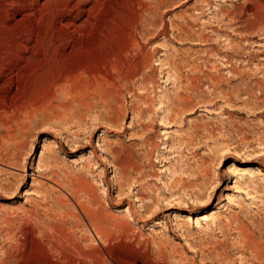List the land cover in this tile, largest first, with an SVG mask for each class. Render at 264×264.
I'll return each mask as SVG.
<instances>
[{
  "label": "rangeland",
  "instance_id": "374dc122",
  "mask_svg": "<svg viewBox=\"0 0 264 264\" xmlns=\"http://www.w3.org/2000/svg\"><path fill=\"white\" fill-rule=\"evenodd\" d=\"M126 1L0 75V264H264V0Z\"/></svg>",
  "mask_w": 264,
  "mask_h": 264
},
{
  "label": "bare ground",
  "instance_id": "6f19581e",
  "mask_svg": "<svg viewBox=\"0 0 264 264\" xmlns=\"http://www.w3.org/2000/svg\"><path fill=\"white\" fill-rule=\"evenodd\" d=\"M123 4L127 1L123 0ZM117 8L111 6L109 0H0V75L6 67L20 70L23 64L34 61L40 49L47 54L79 60L102 50L117 37L121 15ZM34 17L50 21L46 32L43 31L45 35L39 34L37 40H33L37 33L29 25ZM130 22L128 37L132 45L137 44L138 23ZM32 42L35 46L31 48ZM3 80L4 83L10 81ZM257 174L263 176L260 170Z\"/></svg>",
  "mask_w": 264,
  "mask_h": 264
}]
</instances>
